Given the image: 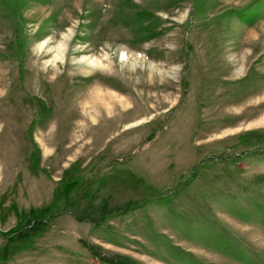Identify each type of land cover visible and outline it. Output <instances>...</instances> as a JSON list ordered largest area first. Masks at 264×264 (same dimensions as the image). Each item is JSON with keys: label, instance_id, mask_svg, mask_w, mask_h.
<instances>
[{"label": "rangeland", "instance_id": "374dc122", "mask_svg": "<svg viewBox=\"0 0 264 264\" xmlns=\"http://www.w3.org/2000/svg\"><path fill=\"white\" fill-rule=\"evenodd\" d=\"M0 264H264V0H0Z\"/></svg>", "mask_w": 264, "mask_h": 264}, {"label": "bare ground", "instance_id": "6f19581e", "mask_svg": "<svg viewBox=\"0 0 264 264\" xmlns=\"http://www.w3.org/2000/svg\"><path fill=\"white\" fill-rule=\"evenodd\" d=\"M121 56H124V52L123 51L121 52Z\"/></svg>", "mask_w": 264, "mask_h": 264}]
</instances>
